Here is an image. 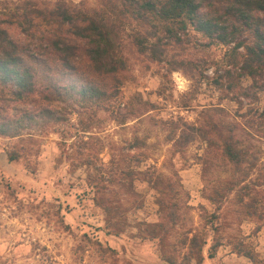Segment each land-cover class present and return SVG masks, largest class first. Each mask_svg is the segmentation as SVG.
I'll return each instance as SVG.
<instances>
[{
  "label": "rangeland",
  "instance_id": "374dc122",
  "mask_svg": "<svg viewBox=\"0 0 264 264\" xmlns=\"http://www.w3.org/2000/svg\"><path fill=\"white\" fill-rule=\"evenodd\" d=\"M22 1L0 0V19ZM178 35L161 61L125 38L119 95L61 99L0 133V264H264V82L241 76L233 45Z\"/></svg>",
  "mask_w": 264,
  "mask_h": 264
},
{
  "label": "trees",
  "instance_id": "16d2710c",
  "mask_svg": "<svg viewBox=\"0 0 264 264\" xmlns=\"http://www.w3.org/2000/svg\"><path fill=\"white\" fill-rule=\"evenodd\" d=\"M99 1L100 7L90 9L66 0H24L0 19V133L21 136L27 122L52 115L61 99L87 103L119 95L129 70L125 38L139 53L161 61L168 40L180 42L178 34L193 28L210 42L233 45L241 76L264 82V0ZM191 128L213 142L206 129ZM193 136L186 135V142ZM223 153L237 166L245 159L230 142ZM18 159L17 151L8 153L10 162ZM189 243L202 257L199 238ZM166 263L179 264L175 256Z\"/></svg>",
  "mask_w": 264,
  "mask_h": 264
}]
</instances>
